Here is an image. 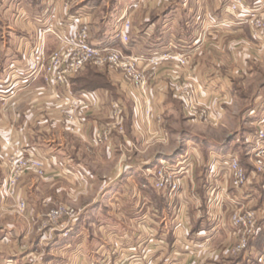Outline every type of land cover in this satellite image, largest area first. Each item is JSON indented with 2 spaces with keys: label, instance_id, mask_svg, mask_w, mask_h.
Instances as JSON below:
<instances>
[{
  "label": "crops",
  "instance_id": "1",
  "mask_svg": "<svg viewBox=\"0 0 264 264\" xmlns=\"http://www.w3.org/2000/svg\"><path fill=\"white\" fill-rule=\"evenodd\" d=\"M5 4H0V8L5 7L4 14L0 11V159L13 150L36 154L45 160L48 176L40 179L24 175L13 195L3 188L5 184L0 187V216L4 213L1 217L11 222L0 232V264H264V174L256 177L255 172L250 188L233 189L227 194L228 183L217 172L218 166L223 167L218 165L219 160L213 169L216 192L205 195L209 202L198 211L195 226L192 223L183 230V235L191 231L192 239L186 237L180 243L178 239L171 243L146 242L129 227L109 224L110 229L102 228L104 240L96 250L88 232L80 230L65 243L52 244L49 258L40 259L31 243L26 242L30 235L26 224L21 223L23 229L14 226L20 202H27V218L39 217L45 202L62 194L64 180L80 186L91 183L89 160L103 162L105 158L112 159L118 149H149L158 142L170 143V122L179 114L187 113L190 122L198 120L180 100V94L190 86L196 103L202 106L200 109L206 105L222 109L219 98L227 81L217 75L208 77L207 67L215 70V57L236 53L235 34L243 23L230 15L229 6L218 3L213 12L206 7L207 12H203L202 4L195 8V1L189 0L178 4L174 0H120L119 17L124 11L132 12L130 42L126 45L115 36V22L120 18L98 19L100 10L108 3L10 0ZM192 10L196 11L194 15ZM84 25L94 43L120 46L126 53L138 56L141 66L147 64L146 58L167 56L159 65H148L145 89L127 81L119 71L95 66H87L68 89L50 86L44 79L43 64L59 47L55 33L71 34ZM184 52L191 53L186 65L176 58ZM93 76L96 80L87 79ZM80 91L84 92L88 106L76 114L74 122L68 121L60 109L63 95ZM115 103L123 105L125 111L121 122L114 115ZM105 132H111L106 140ZM63 164L77 177L56 176ZM127 165L114 167L106 178L114 181L123 175ZM133 168L138 170V166ZM237 201L243 208L257 210L261 227L257 235H250L240 252L234 251L240 240L239 228L231 220V215L238 211ZM174 232L178 234L179 230ZM111 233H116L117 238ZM227 251L228 255H223ZM53 252L56 254L52 255Z\"/></svg>",
  "mask_w": 264,
  "mask_h": 264
},
{
  "label": "rangeland",
  "instance_id": "2",
  "mask_svg": "<svg viewBox=\"0 0 264 264\" xmlns=\"http://www.w3.org/2000/svg\"><path fill=\"white\" fill-rule=\"evenodd\" d=\"M3 1L7 5L10 0H0V4H3ZM96 1L109 4L100 10L98 19L104 16L109 20L110 18L115 20L125 15L132 19L130 10L123 13L122 9L123 14L119 17L117 4L120 0ZM182 1L184 0H174L177 4ZM194 1L196 3L195 8L202 4L203 12H207V10L213 12L218 3L229 6L230 0H189L191 3ZM244 1L249 10L264 4V0ZM205 7L207 8L206 11ZM0 11L4 14L5 7L0 8ZM229 11L230 15L235 17L236 22L243 23L240 24L243 27L242 30L234 33L238 39L236 53L231 55L225 53L220 58L215 57L218 61V64H215L217 68L215 70L207 67L208 77L217 75L227 81V85L223 87L222 96L219 98L222 109L215 110L206 105L203 108L206 111L203 114L204 117L201 115L203 109L200 108L202 106L198 105L200 113L193 114L198 119L196 122H190L185 112L179 114L175 120L170 122L171 141L168 144L158 142L149 149H118L110 160L107 158L103 159V162L89 160L87 168L93 174L92 182L87 186H80L75 182L64 180L62 194L58 193L56 198L46 201L39 217L27 218V202H20L18 209L20 213L14 220V226H18L20 229L21 223L26 224V229L30 230L26 242L31 243V249H35L37 257L40 259L41 257L43 259L49 258L47 254L49 251L51 252L52 244L65 243L70 238L75 237L80 230L88 232L89 241L93 243L92 248L94 247L96 250L101 241L104 240L105 233L102 232V228L110 229L107 227L109 224L115 225L111 227L122 225L129 227L135 231L136 237L141 238L142 235L146 242L171 243L177 242L178 239L180 243L186 237L189 239L193 233L187 231V234L183 235L182 232L187 229L186 225L190 227L192 223L197 222L198 211L203 209V204L206 205L209 202L205 195L208 192H214L213 178L215 173H213V169L217 160L220 161L218 165L224 167L219 168L218 166L217 172L220 173L219 178L225 179L228 183L226 193L230 194L235 189L234 186L231 187L229 169L225 168L228 162L227 156L233 152L240 159L241 166L247 173V182L242 190L245 191L251 187L250 183L254 173H257L256 177L259 173L255 160L250 154V144L258 129L259 119L264 117V29L260 31L253 28L254 26L250 22V14L247 15L245 11L234 13L230 8ZM195 13V10L191 11L192 15ZM107 45L120 48L126 52L120 46ZM59 46L61 45L59 44ZM52 53L45 58L44 72ZM148 65L152 66L147 62L145 66H141V70L146 73ZM87 66L110 67L107 64L101 66L89 63L71 77L70 87L78 77H81V73ZM110 68L119 71L127 81L134 84L123 71ZM87 79L89 81L96 80L94 76L87 77ZM82 84L85 86L84 81ZM192 87L190 86L188 89L193 91L195 96ZM82 93L84 92L80 91L78 94L70 96L82 97ZM183 93L180 94V100L186 106ZM66 97L68 95H63L60 108L63 115L67 113L69 106L65 103ZM81 111L83 109L78 108L77 113ZM219 112L224 113V115H216ZM215 116L220 117L216 120ZM66 117L70 121L69 117ZM121 121H123V116L119 122ZM105 133L107 136L104 137V140L110 137L111 132L110 134ZM34 161L43 163L41 171L36 169ZM163 162L172 166V169H167L168 173L177 171L173 176L178 183L176 190L172 191L170 187L161 188L157 186L159 166ZM122 163L125 166L127 164L132 165V167L129 168L127 165L123 175L117 179L114 178V181H111L112 178H106L113 169L121 166ZM133 166H138V170ZM57 173L56 176L63 174L66 177H72L76 175L66 164H63L62 171ZM26 174L34 175L40 179L47 177L48 171L45 160L36 154H26L22 150H13L6 158L0 159V187L5 184L6 186L3 188L8 194L13 195L15 193L17 184ZM210 178L211 182L209 181ZM149 179L151 182L148 183ZM181 194L184 195V198ZM199 196L205 198L199 200ZM257 198L260 199V197ZM237 202L238 211H240L243 206L239 204L240 201ZM246 208L248 207L246 206ZM1 216L0 232L5 225L11 223L9 218H2ZM258 216L259 213L257 212L256 222L253 224L254 231L257 229L256 235L261 228L258 224ZM194 226L195 223L192 227ZM238 228L240 239L246 228L239 226ZM175 230H179L178 234L174 232ZM111 234L115 238L118 236L116 233ZM19 241L16 240V242ZM220 242L216 244H220ZM229 252L227 251L223 255H228ZM55 254V252L52 253V255Z\"/></svg>",
  "mask_w": 264,
  "mask_h": 264
},
{
  "label": "built area",
  "instance_id": "3",
  "mask_svg": "<svg viewBox=\"0 0 264 264\" xmlns=\"http://www.w3.org/2000/svg\"><path fill=\"white\" fill-rule=\"evenodd\" d=\"M229 6L234 13L245 11L247 15L250 14V22L254 26L253 28L260 31L264 29V4L249 10L244 0H230ZM73 17V19L78 20L76 16ZM131 25V20L126 17V15L117 20L116 23L115 36L121 39L126 45L130 42L128 31L131 28ZM55 34L61 46L51 54L46 65L45 80L50 86L54 88L63 87L68 89L70 87L72 76L81 71V69L87 64L95 63L101 66L107 64L110 65V67L121 70L128 79L134 82V85L138 86L140 89L146 88V73L144 70H141V59L134 53L126 54V52L120 48L94 43L91 39L90 30L86 25L81 26L77 31L71 34H65L61 31H57ZM190 54V52H184L176 56V58L180 64L186 65ZM165 56H167V54L162 56H152L146 58V60L150 65H159ZM183 95L188 110L193 114L200 113L193 91L187 89ZM87 101L85 95H82V97H71L68 95V97L65 98V103L69 105L66 114L70 121H75L78 108H87ZM113 109L115 117L122 120L124 112L123 105L115 103L113 104ZM147 113H149V111H147ZM205 113L206 111L203 109L201 115L204 116L203 114ZM103 137H106V135ZM251 143L252 149H250V154L255 160L257 172L264 174V119L260 120L258 129L256 130L254 139ZM227 158L228 162L226 164L227 167L225 166V168L229 169V177L232 183L231 187L234 186L235 189L240 191L247 182V173L241 166L240 159L234 153L228 155ZM34 162L36 163V169L41 171L43 163L41 161ZM21 163L23 162L21 161ZM159 168L157 186L161 188L170 187L172 191L176 190L178 188V183L173 176L177 171L168 173L167 169H172V166L168 165L166 162L161 163ZM256 218L257 211L251 208H243L240 211H235L231 216L232 223L235 226L246 228L240 238L238 247L234 249L235 252H238L247 246L251 234L256 235L257 229L254 231L253 228Z\"/></svg>",
  "mask_w": 264,
  "mask_h": 264
},
{
  "label": "trees",
  "instance_id": "4",
  "mask_svg": "<svg viewBox=\"0 0 264 264\" xmlns=\"http://www.w3.org/2000/svg\"><path fill=\"white\" fill-rule=\"evenodd\" d=\"M84 86V85H83Z\"/></svg>",
  "mask_w": 264,
  "mask_h": 264
}]
</instances>
